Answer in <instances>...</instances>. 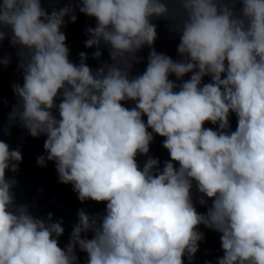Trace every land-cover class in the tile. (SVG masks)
<instances>
[{
  "label": "clouds",
  "instance_id": "clouds-1",
  "mask_svg": "<svg viewBox=\"0 0 264 264\" xmlns=\"http://www.w3.org/2000/svg\"><path fill=\"white\" fill-rule=\"evenodd\" d=\"M44 2L0 0V69L12 62L7 40L23 79L8 127L46 137L37 164L54 162L59 183L105 210L79 209L61 247L63 219L17 202L7 173L23 154L0 140V264H80L78 251L85 264H194L201 226L220 234L216 264H264V0ZM77 11L95 19L85 46L96 68L85 52L70 59L62 29ZM161 19L178 59L155 48ZM155 135L163 165L150 155Z\"/></svg>",
  "mask_w": 264,
  "mask_h": 264
},
{
  "label": "water",
  "instance_id": "water-1",
  "mask_svg": "<svg viewBox=\"0 0 264 264\" xmlns=\"http://www.w3.org/2000/svg\"><path fill=\"white\" fill-rule=\"evenodd\" d=\"M43 6L51 11L52 7H64L65 4L51 5L45 0ZM76 15L77 21L72 23L69 20L66 27L62 29L67 36L70 59L78 64L79 53L85 52L89 55V60L87 61L89 66L96 68L100 62L91 58V54L95 49H89L85 46V41L88 38L85 34L86 29L90 26H95V19L89 18L78 11ZM153 23L157 25L158 32V38L155 42L156 50L168 54L173 59H178L177 45L179 43V37L170 31V22L161 19L154 20ZM102 50L104 53L102 59L110 60L107 49ZM148 52L149 49L146 47L140 53L144 57V63L135 67L134 75L145 70ZM9 53L12 55L11 64L8 67L0 69V100L4 101V103H0V140L8 143L12 149L19 147L23 154V162L20 164L18 173L13 174L9 171L7 175L9 177L15 175V178L19 181V185L14 189L17 202L34 203L35 207L32 211L37 216H46L47 213L51 212L57 221L63 219L65 234L60 238V245L63 247L68 242L73 224L77 222L78 210L84 208L90 214L103 213L105 204H98L92 201L81 203L71 185L59 183L54 162H48L46 167H41L37 164V157L45 154L43 144L46 137L41 136L38 139L32 138L27 130L19 123L9 129L8 114L17 102L12 85L14 83H23L22 75L17 69L18 58L16 56V50L6 40L3 43V55H8ZM172 79L175 78L172 77ZM207 80L208 78H205V82ZM125 106L132 107L133 105L129 102ZM230 123L234 131L237 128L235 114H232ZM205 126L215 127L210 123ZM9 132L11 133L10 135L8 134ZM163 139L155 135L150 151L151 156L160 159L161 165H163L165 160L170 159L167 150L162 146ZM144 159L145 157L143 156L138 157L141 165ZM196 206L199 212H206V208L200 206L198 202ZM200 231L204 232L205 240L200 243V251L196 254L194 264H205L206 261H211L212 264H216L217 258L223 255L220 234L203 226L200 227ZM77 254L80 257V264H85L86 254L80 253L79 251Z\"/></svg>",
  "mask_w": 264,
  "mask_h": 264
}]
</instances>
